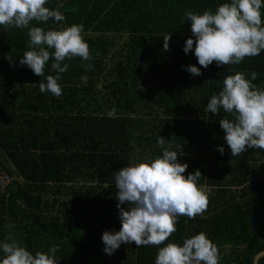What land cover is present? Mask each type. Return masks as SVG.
I'll use <instances>...</instances> for the list:
<instances>
[{
    "label": "trees",
    "instance_id": "obj_1",
    "mask_svg": "<svg viewBox=\"0 0 264 264\" xmlns=\"http://www.w3.org/2000/svg\"><path fill=\"white\" fill-rule=\"evenodd\" d=\"M226 2L48 0L49 8L63 4L65 19L30 26L82 24L92 56L64 61L69 67L60 74L59 97L41 93L43 77L19 65L29 50L28 29L0 26V242L12 234L33 254L58 245V264H155L165 245L122 243L109 256L101 237L121 227L115 172L162 155V136L188 165L184 176L200 170L198 184L209 201L203 215L177 217V230L165 244L182 245L204 232L218 249L219 264H252L264 250V150L233 157L219 120L234 117L205 109L227 75L239 71L251 80L256 72L252 83L264 87V51L239 65L213 62L205 69L193 51L183 50L194 39L185 13L215 12ZM261 14L264 20V7ZM170 34L165 51L163 36ZM52 62L45 76L56 75ZM87 64L92 70H85ZM189 65L202 75H191ZM112 108L115 118L107 115ZM3 177L9 180L5 188ZM257 264H264V256Z\"/></svg>",
    "mask_w": 264,
    "mask_h": 264
},
{
    "label": "clouds",
    "instance_id": "obj_2",
    "mask_svg": "<svg viewBox=\"0 0 264 264\" xmlns=\"http://www.w3.org/2000/svg\"><path fill=\"white\" fill-rule=\"evenodd\" d=\"M47 3L48 0H0V26L28 29L29 50L22 54L19 65H26L35 75L43 77L38 84L41 93L50 92L59 97L62 95L58 83L60 74L69 67L64 61L76 57L90 61L92 56L82 35V24L47 30L30 26L32 21L46 23L50 19L55 22L65 19L59 11L62 3H58L56 8L46 7ZM262 7V0H230L219 5L215 12L205 10L199 14L187 11L185 16L191 22L194 39L186 40L184 52L193 51L198 64L205 69L213 62L217 66L239 65L246 57L260 55L264 51ZM163 38V49L167 51L171 34ZM50 60L53 61L51 69L55 76H45V66ZM92 68V64L85 66L86 71ZM186 70L193 76L202 75L201 69L195 65L187 66ZM257 76L258 73L252 72L249 80L239 71L227 75L223 79L222 90L211 96L205 109L212 114L223 109L234 117L219 120L233 157L248 149L264 150V87L252 83ZM87 79L86 76L81 77L84 83ZM107 115L115 118L116 109L112 108ZM157 144L162 155L131 163L114 174L121 227L119 231L103 232L104 252L111 256L122 243L134 242L137 247L165 245L159 247L155 264H219L218 249L204 232L185 238L182 245L165 244L177 230V217L195 219L204 214L209 201L205 186L198 184L202 176L200 170L184 176L188 165L179 162L178 153L170 150L171 144L166 146V139L162 136ZM217 150L224 154L223 146H218ZM0 250L4 254L0 264H58L55 258L58 245L50 247L47 253L37 251L33 254L9 234L0 242Z\"/></svg>",
    "mask_w": 264,
    "mask_h": 264
},
{
    "label": "water",
    "instance_id": "obj_3",
    "mask_svg": "<svg viewBox=\"0 0 264 264\" xmlns=\"http://www.w3.org/2000/svg\"><path fill=\"white\" fill-rule=\"evenodd\" d=\"M264 256V250L258 252L252 260V264H257V261L260 259V257Z\"/></svg>",
    "mask_w": 264,
    "mask_h": 264
},
{
    "label": "built area",
    "instance_id": "obj_4",
    "mask_svg": "<svg viewBox=\"0 0 264 264\" xmlns=\"http://www.w3.org/2000/svg\"><path fill=\"white\" fill-rule=\"evenodd\" d=\"M8 184H9V180L7 178L3 177L1 180L2 188H5Z\"/></svg>",
    "mask_w": 264,
    "mask_h": 264
}]
</instances>
